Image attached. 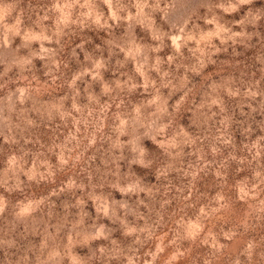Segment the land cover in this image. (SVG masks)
<instances>
[{"label": "rangeland", "instance_id": "obj_1", "mask_svg": "<svg viewBox=\"0 0 264 264\" xmlns=\"http://www.w3.org/2000/svg\"><path fill=\"white\" fill-rule=\"evenodd\" d=\"M0 264H264V0H0Z\"/></svg>", "mask_w": 264, "mask_h": 264}]
</instances>
